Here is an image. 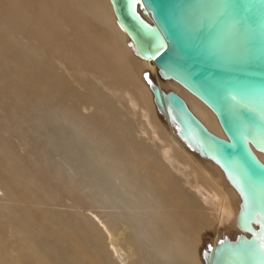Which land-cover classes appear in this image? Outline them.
Masks as SVG:
<instances>
[{"label": "rangeland", "instance_id": "obj_1", "mask_svg": "<svg viewBox=\"0 0 264 264\" xmlns=\"http://www.w3.org/2000/svg\"><path fill=\"white\" fill-rule=\"evenodd\" d=\"M48 2L49 10L41 0H0V242L10 252L9 264H23L26 257L31 263L25 264H130L121 246L112 248L103 227L112 224L111 209L84 189L85 176L77 178L72 165L62 166L43 120L51 122L58 113L65 120L49 124L50 130L80 125L99 132L117 159L123 163L135 156L153 167L168 187L158 192L171 188L188 206L200 203L191 188L195 179L185 160L169 167L163 159L171 141L166 123L156 117L152 102L116 73L111 49L94 42L95 36L104 37L96 19L78 16L64 1ZM66 131L52 135L68 138ZM200 230L195 236L213 231V223ZM129 233L144 254L147 239ZM14 241L20 246L13 247ZM143 256V264L157 263Z\"/></svg>", "mask_w": 264, "mask_h": 264}, {"label": "water", "instance_id": "obj_2", "mask_svg": "<svg viewBox=\"0 0 264 264\" xmlns=\"http://www.w3.org/2000/svg\"><path fill=\"white\" fill-rule=\"evenodd\" d=\"M128 45L158 75L180 84L216 116L207 129L176 92L151 83L154 104L176 134L212 159L238 191L247 232L224 236L210 264H264V0H109Z\"/></svg>", "mask_w": 264, "mask_h": 264}, {"label": "bare ground", "instance_id": "obj_3", "mask_svg": "<svg viewBox=\"0 0 264 264\" xmlns=\"http://www.w3.org/2000/svg\"><path fill=\"white\" fill-rule=\"evenodd\" d=\"M48 1L41 0L46 4L49 3ZM54 1L68 3L70 9L80 17H83L84 13H88L90 17L96 19L102 28L101 30L104 31V37L95 36L94 42L100 43L102 49H111L114 55L110 58L112 64L109 63L114 66L116 73L121 75L129 87L134 88L138 96L152 102L156 117L166 123L167 132H165L171 141L167 146L165 145L163 151L161 150L163 159L169 167H174L179 158L185 160V167L191 169L195 179L191 188L194 190V196L200 197L197 199L200 203L196 202L194 207L186 205L179 196L170 191L171 188L165 194H160L159 189L165 191L168 188L166 178L158 175L153 167L148 168L144 162L139 164L135 156L130 159L126 157L129 162H125V160L122 163L120 159L116 158L111 145L100 138L99 132L91 133L90 130L80 125L66 129L58 125L56 131L50 130L52 126L49 124L59 123L60 119L63 118V115L57 113L58 116L53 117V121L43 120V125L46 124L48 132L45 134L49 138V145L51 146L52 141L56 143L54 150L60 155V157L58 156L59 162L72 165L75 177L85 176L84 189L87 188L96 197V200L98 199L100 203L111 209L109 215L112 219L111 228H109L110 226L107 227L108 222L107 225L103 224V227L107 229L106 234L108 233L107 237L109 236L108 240L110 239L109 243L112 248L121 246L119 252L123 250L121 256L126 255L130 264H143V255L148 259L150 257L155 259L159 264H210L203 253H209L217 241L224 236L234 240L239 234L249 235L239 228L236 222L241 197L216 162L201 155L198 150L191 148L179 138L174 125L170 124L167 118L157 110L150 84L154 83L164 91L172 90L179 94L209 131L219 137H225L215 114L180 84L171 79L161 78L152 60H144L134 53L133 48L128 45V37L116 22L109 0ZM85 1L86 3H84ZM46 9H51L49 4ZM43 10V8L39 9L40 12ZM40 33L42 34L41 31ZM41 44L42 46L46 45L43 40ZM54 52H57V49ZM73 72L82 73L77 69ZM38 82L40 81L38 80ZM149 125L151 124L149 123ZM62 131H66L69 137L58 139L57 136ZM116 142L120 143L119 139ZM253 150L264 163V152L255 148ZM184 165L179 166L183 168ZM62 166L64 167L63 164ZM142 173H145L146 176L141 177ZM81 187L83 189V186ZM116 221L121 222V227L116 226ZM209 222L213 223V231L205 230L200 237L195 236V232L198 233L204 225L206 227L207 224L211 225ZM129 230L134 233L136 239H147L146 243L148 242L150 245V248L147 246L149 248L147 250L150 252L147 253L145 250L146 252L142 253L143 250L139 248V243L136 246L129 236ZM1 233L0 231V240H2ZM207 236L210 237V240ZM16 241L12 242L11 245H16L18 242ZM18 244L19 247L20 243ZM0 247H2L0 248V264H9V260L12 259L10 252H6V248L1 242ZM19 253L21 254L22 251ZM27 261L31 263L30 260Z\"/></svg>", "mask_w": 264, "mask_h": 264}, {"label": "snow or ice", "instance_id": "obj_4", "mask_svg": "<svg viewBox=\"0 0 264 264\" xmlns=\"http://www.w3.org/2000/svg\"><path fill=\"white\" fill-rule=\"evenodd\" d=\"M262 248H264V245H261Z\"/></svg>", "mask_w": 264, "mask_h": 264}]
</instances>
